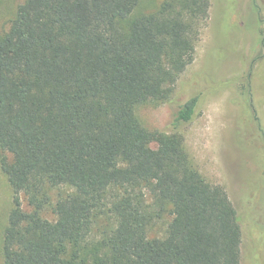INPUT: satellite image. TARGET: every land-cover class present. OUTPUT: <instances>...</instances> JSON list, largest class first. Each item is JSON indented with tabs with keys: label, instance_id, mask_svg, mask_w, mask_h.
<instances>
[{
	"label": "trees",
	"instance_id": "16d2710c",
	"mask_svg": "<svg viewBox=\"0 0 264 264\" xmlns=\"http://www.w3.org/2000/svg\"><path fill=\"white\" fill-rule=\"evenodd\" d=\"M142 2L22 0L0 35L2 264H241L237 209L180 131L198 96L168 132L135 113L172 99L209 0Z\"/></svg>",
	"mask_w": 264,
	"mask_h": 264
},
{
	"label": "rangeland",
	"instance_id": "374dc122",
	"mask_svg": "<svg viewBox=\"0 0 264 264\" xmlns=\"http://www.w3.org/2000/svg\"><path fill=\"white\" fill-rule=\"evenodd\" d=\"M22 0H0V35ZM158 0H143L150 10ZM264 0H209L193 62L174 85L170 101L135 107L149 130L168 132L174 111L197 95L193 119L181 127L193 164L222 185L241 224V264H264ZM1 155V151H0ZM24 209L29 210L21 194ZM12 206L0 169V264L3 230ZM43 216L53 220L50 209ZM158 229V228H157Z\"/></svg>",
	"mask_w": 264,
	"mask_h": 264
}]
</instances>
